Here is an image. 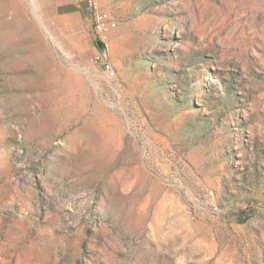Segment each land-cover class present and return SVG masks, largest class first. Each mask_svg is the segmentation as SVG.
<instances>
[{
  "label": "rangeland",
  "instance_id": "1",
  "mask_svg": "<svg viewBox=\"0 0 264 264\" xmlns=\"http://www.w3.org/2000/svg\"><path fill=\"white\" fill-rule=\"evenodd\" d=\"M99 3L0 0V264H264V0Z\"/></svg>",
  "mask_w": 264,
  "mask_h": 264
},
{
  "label": "built area",
  "instance_id": "2",
  "mask_svg": "<svg viewBox=\"0 0 264 264\" xmlns=\"http://www.w3.org/2000/svg\"><path fill=\"white\" fill-rule=\"evenodd\" d=\"M85 1L92 17L93 29L95 34L101 39L106 37L107 32L111 28L116 27L117 24L116 20L108 18L106 11L101 9L99 0H85ZM102 62L105 67V70L109 73V67L107 62L106 61H102Z\"/></svg>",
  "mask_w": 264,
  "mask_h": 264
},
{
  "label": "crops",
  "instance_id": "3",
  "mask_svg": "<svg viewBox=\"0 0 264 264\" xmlns=\"http://www.w3.org/2000/svg\"><path fill=\"white\" fill-rule=\"evenodd\" d=\"M79 1L81 2L83 12L86 13L87 10L86 1L85 0H79Z\"/></svg>",
  "mask_w": 264,
  "mask_h": 264
},
{
  "label": "water",
  "instance_id": "4",
  "mask_svg": "<svg viewBox=\"0 0 264 264\" xmlns=\"http://www.w3.org/2000/svg\"><path fill=\"white\" fill-rule=\"evenodd\" d=\"M97 44L100 46V48L102 49V51L105 53V45H104V43L101 41V40H99V41H97Z\"/></svg>",
  "mask_w": 264,
  "mask_h": 264
},
{
  "label": "bare ground",
  "instance_id": "5",
  "mask_svg": "<svg viewBox=\"0 0 264 264\" xmlns=\"http://www.w3.org/2000/svg\"><path fill=\"white\" fill-rule=\"evenodd\" d=\"M107 64H108V67H109V73H110V75H114V71L112 69V66L109 63H107Z\"/></svg>",
  "mask_w": 264,
  "mask_h": 264
}]
</instances>
